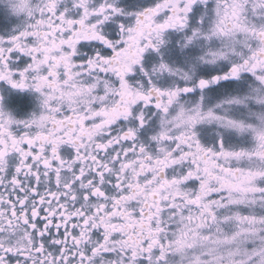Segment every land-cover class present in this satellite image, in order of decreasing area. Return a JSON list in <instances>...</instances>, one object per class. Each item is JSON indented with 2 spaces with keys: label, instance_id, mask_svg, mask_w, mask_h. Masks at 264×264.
<instances>
[{
  "label": "snow or ice",
  "instance_id": "snow-or-ice-1",
  "mask_svg": "<svg viewBox=\"0 0 264 264\" xmlns=\"http://www.w3.org/2000/svg\"><path fill=\"white\" fill-rule=\"evenodd\" d=\"M0 264H264V0H0Z\"/></svg>",
  "mask_w": 264,
  "mask_h": 264
}]
</instances>
